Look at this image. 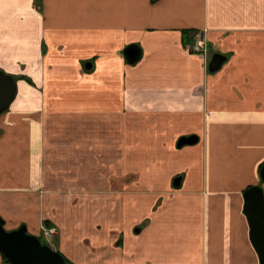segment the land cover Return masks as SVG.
Listing matches in <instances>:
<instances>
[{"label": "crops", "instance_id": "crops-1", "mask_svg": "<svg viewBox=\"0 0 264 264\" xmlns=\"http://www.w3.org/2000/svg\"><path fill=\"white\" fill-rule=\"evenodd\" d=\"M0 69L26 77L0 114L7 230L48 221L75 264H261L264 0H0Z\"/></svg>", "mask_w": 264, "mask_h": 264}, {"label": "water", "instance_id": "water-1", "mask_svg": "<svg viewBox=\"0 0 264 264\" xmlns=\"http://www.w3.org/2000/svg\"><path fill=\"white\" fill-rule=\"evenodd\" d=\"M125 55L130 62L140 57V49L136 45H129ZM227 56L213 53L209 62V70L217 71ZM18 91L16 78L0 69V114L6 111L15 99ZM198 137L191 135L182 137L178 146L193 144ZM264 179V168L262 169ZM245 210L251 226V240L258 252L261 264H264V192L260 186L248 190L245 194ZM0 251L12 264H68L62 252L49 244L43 243L39 236L28 231L27 225L7 230L5 222L0 216Z\"/></svg>", "mask_w": 264, "mask_h": 264}, {"label": "built area", "instance_id": "built-area-1", "mask_svg": "<svg viewBox=\"0 0 264 264\" xmlns=\"http://www.w3.org/2000/svg\"><path fill=\"white\" fill-rule=\"evenodd\" d=\"M205 40V37H201L200 34H197V37H195V39L191 42L190 44V49L193 51H198V52H202V53H207L208 51V47L207 44L202 41ZM44 234L46 236H54L56 237L58 235V230L56 227H44Z\"/></svg>", "mask_w": 264, "mask_h": 264}, {"label": "rangeland", "instance_id": "rangeland-1", "mask_svg": "<svg viewBox=\"0 0 264 264\" xmlns=\"http://www.w3.org/2000/svg\"><path fill=\"white\" fill-rule=\"evenodd\" d=\"M48 227V226H46ZM41 241L46 243V244H51V246L53 247L54 245H52V243L54 242L53 238L54 236H46L44 233L43 235L40 237Z\"/></svg>", "mask_w": 264, "mask_h": 264}, {"label": "trees", "instance_id": "trees-1", "mask_svg": "<svg viewBox=\"0 0 264 264\" xmlns=\"http://www.w3.org/2000/svg\"><path fill=\"white\" fill-rule=\"evenodd\" d=\"M15 77V76H14ZM16 78V80L17 79H19V78H26L25 76H20V77H15ZM45 225L46 226H49V222L48 221H45ZM41 239V238H40ZM44 243V242H43ZM63 254V253H62ZM64 255V254H63ZM3 256H4V259L6 260V261H8V262H10L8 259H7V257L3 254ZM64 257L66 258V261H67V263L68 264H75V263H73L72 261H70L65 255H64Z\"/></svg>", "mask_w": 264, "mask_h": 264}]
</instances>
